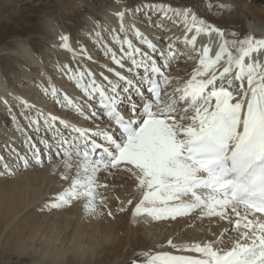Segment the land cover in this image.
I'll use <instances>...</instances> for the list:
<instances>
[{
  "label": "snow or ice",
  "instance_id": "obj_1",
  "mask_svg": "<svg viewBox=\"0 0 264 264\" xmlns=\"http://www.w3.org/2000/svg\"><path fill=\"white\" fill-rule=\"evenodd\" d=\"M114 3L109 14L118 26L107 17L84 18L90 25L86 35L106 63L95 60L85 45L74 47L65 23L45 17L56 35L51 47L71 53L70 62L57 63L56 69L80 95H70L50 78L43 93L95 128L7 92L0 105L23 136L24 151L11 140L4 145L9 159L0 154V177L44 167L43 155L55 153L63 170L51 169L57 190L39 206L41 213L80 203L89 217L115 219L113 207L130 213L133 225L140 218L215 220L216 230L206 239L168 238L137 252L128 264H264V35L231 31L171 0ZM236 6L228 0L208 3L220 16ZM140 14L154 29L164 30L166 22L182 27V43L198 57L178 86L170 87L176 81L168 74L178 55L172 38L166 47L154 42L136 24ZM202 36L208 43L197 49ZM98 116L107 121L103 129ZM117 176L129 186L123 198L107 195L115 191ZM166 247L171 250H160Z\"/></svg>",
  "mask_w": 264,
  "mask_h": 264
},
{
  "label": "bare ground",
  "instance_id": "obj_2",
  "mask_svg": "<svg viewBox=\"0 0 264 264\" xmlns=\"http://www.w3.org/2000/svg\"><path fill=\"white\" fill-rule=\"evenodd\" d=\"M186 1L171 0L173 4L189 5ZM198 1L200 2L194 7V10L208 21L240 34L264 35V21L261 18L264 12V0H228L237 6L234 11L222 16L209 10V0ZM4 2L9 4L12 0H4ZM89 2L95 4L89 5ZM10 4L14 7L12 3ZM88 5L89 8H85ZM116 7L114 0H70V4L65 5L62 9V14H59V10L54 8L53 10L50 9L52 11H46L48 13L38 9L40 14L33 27L34 30L26 33L23 30V35L21 34L23 37L7 33V31L4 32L3 26H0V59L6 63L7 61L12 62L6 67L0 65V96L6 95L7 92L21 95L30 102L36 103L38 107H43L46 111H51L62 118L70 119L78 126L95 128L91 121L77 118L76 114L61 109L43 93V89L50 78L52 83L70 95H80L74 84L68 81L66 77L61 76L56 69L57 63L70 62L71 53L51 47V44L56 42V35L49 31L45 17L51 14L60 22L65 23L74 47L83 44L95 60L99 63H106L107 60L102 56L101 50L86 35L87 27L90 25L86 24L84 18L87 15H92L101 20L107 17V23L113 27L118 26L117 19L109 14L110 10H115ZM75 12L78 13L76 16H74ZM14 15L15 13L10 10H0V17L3 16L2 21L6 22V25L7 22L11 24L10 20ZM12 24L14 25V23ZM136 24L149 35V38L154 36V42L159 41L165 47L169 42L168 38H172L178 55L171 63L169 75L176 82L170 87H176L186 80L191 70L198 64V57L190 46L182 43V27L166 22L164 30L151 28L145 21L143 14L138 15ZM213 46L215 47V44ZM86 63L89 67H96L91 61H86ZM42 72L45 74L44 76H42ZM96 123L101 129L105 128L107 124L105 119L100 116L97 117ZM10 140L14 141L13 146L18 151H24L23 136L15 131L6 109L0 105V153L6 159H9V154L4 145ZM38 146L42 147L39 144ZM49 155L52 156V164H48ZM42 158L45 162L44 167L35 166L27 169V171L17 170L14 176L0 177V184L7 182L14 184L10 191L6 190L7 193L2 191L3 194H0V221L6 223V228L0 234V249L8 248L18 252L20 257L40 255V261L48 262V264H60L66 259L70 260L68 264H75L78 261L79 264H126L125 262L129 261L130 253L134 257L138 249L142 251L153 245L158 246L159 243H166L168 238H172L174 241L195 242L206 239L210 229L216 230L214 219L201 221L194 217H187L178 218L176 221H152L148 219L147 222H144V218H140L141 222L131 225L125 218L118 215H115V219L107 216L102 218L89 217L82 211L80 203H76L63 211L40 212V220L33 223H19V219L32 205L39 209L42 202L56 191L55 187L51 186V188L48 185L46 188L45 185L55 181L50 175L52 168L59 165L60 170H63V159H59L55 153L45 154ZM118 177L113 182L116 185L115 191H110L107 195L110 197L120 195L123 198L128 185L124 179ZM33 183L42 184L47 193H43L41 187L40 190ZM47 189L49 191L51 189V191L48 192ZM116 202L113 200L112 204L114 205ZM69 217H74V219L69 220ZM17 223L19 224L17 225ZM226 223L221 222V226ZM9 229H11L10 233L8 232ZM160 250L170 251L171 249L166 247ZM121 252L124 253V256L127 254L125 259L124 256L121 257L124 261L120 259V255L123 254ZM41 262L38 263L41 264Z\"/></svg>",
  "mask_w": 264,
  "mask_h": 264
},
{
  "label": "rangeland",
  "instance_id": "obj_3",
  "mask_svg": "<svg viewBox=\"0 0 264 264\" xmlns=\"http://www.w3.org/2000/svg\"><path fill=\"white\" fill-rule=\"evenodd\" d=\"M1 1V0H0ZM6 1V0H5ZM17 1H19V0H12V2H9V4H7L6 2H4V0H2V2L0 3V10H3V9H7V10H10V11H12V12H14L15 13V15H14V17L12 18V19H14L13 21H12V19L10 20V22H11V24L10 23H8L7 22V25H6V22H4V21H2V17L3 16H1L0 17V26H3V28H2V30L5 32V31H7V33H11V34H13V35H21L22 33H23V30H24V33H26V32H28V31H31V30H34L33 29V27L35 26V23H36V21L38 20V17H39V11H41V12H46V11H52L53 10V8L54 9H58L59 10V14H62L63 13V8H64V6L65 5H67V4H70V0H20L19 2H18V4L16 5V3H17ZM260 1H262V0H260ZM72 2V1H71ZM200 1H198V0H187L186 1V3L187 4H189V6H193V7H196L197 5H198V3H199ZM5 3V4H4ZM10 3H12V5H14V7H12L11 6V4ZM37 4V5H36ZM41 4H43V5H41ZM90 4H95V3H90L89 2V5ZM16 5V6H15ZM89 5L88 6H85V8H89ZM93 5H91L92 7H93ZM18 6V7H17ZM52 6V7H51ZM8 7V8H7ZM10 7H12V8H10ZM16 7V8H15ZM18 8V9H17ZM42 8V9H41ZM46 8V9H45ZM16 9H17V11H16ZM38 9H39V11H38ZM44 9H45V11H44ZM50 9H52V10H50ZM17 12H18V14H17ZM48 12H46V13H48ZM4 15H5V13H3ZM2 14V15H3ZM78 13L77 12H75L74 13V16H76ZM261 18H262V20L264 21V12H263V14H262V16H261ZM17 19V20H16ZM2 21V22H1ZM246 21V20H245ZM12 23H14V25L12 24ZM4 24V25H3ZM10 24V25H9ZM16 24V25H15ZM5 26V27H4ZM14 26V27H13ZM6 27H7V29H6ZM5 28V29H4ZM12 28V29H11ZM31 28V29H30ZM27 29V30H26ZM11 30V31H10ZM17 30V31H16ZM20 30H21V32H20ZM19 31V32H18ZM16 32V33H15ZM19 33V34H18ZM23 35V34H22ZM21 35V36H22ZM23 37V36H22ZM9 47L10 48H12V46H10L9 45ZM12 62H10V61H7V63L5 62V61H2L1 59H0V65L1 66H3V67H6L7 66V64L8 65H10ZM54 178V182H52V183H49V184H46L45 186H46V188L48 187V185H50L49 187H55L54 189L55 190H57L56 188H57V184H56V177H53ZM117 178V177H116ZM118 178H121L120 176L118 177ZM112 182H114V181H112ZM7 184V185H6ZM9 184V185H8ZM13 183H9V182H7V183H4V184H0V194H3V192L4 193H7V192H5L6 190L7 191H10L11 189H12V187L14 186V184L12 185ZM33 185H35L36 186V188L38 187V189H40V187H41V191L44 193H47V191H46V188L45 189H43V187H42V184L40 185H38V184H36V183H33ZM10 186V187H9ZM64 186L66 187L67 186V184L65 183L64 184ZM127 186V185H126ZM8 187V188H7ZM51 187V188H52ZM129 187V186H128ZM128 187H127V189H128ZM48 190V192H50L51 191V189H50V191H49V189H47ZM3 191V192H2ZM53 192V191H52ZM124 197V196H123ZM116 203H118V202H116ZM115 203V204H116ZM35 207V205H32V207H30L27 211H26V213H25V215H23L20 219H19V223H28V222H30V223H33V222H35V221H39L40 220V212L38 211V209L37 208H34ZM113 211L115 212V215H118V216H121V217H123V218H125L126 219V221L127 222H129L130 223V221H131V216H130V213H119V212H116V209H115V207H114V209H113ZM19 223H17V225L19 224ZM5 224V225H4ZM131 225H133L132 223H130ZM6 226V223H4V222H1L0 221V234L4 231V228H6L5 227ZM15 227V226H14ZM10 230L11 229H9V233H10ZM137 252H140V249H138L137 251H136V253ZM121 253H123V252H121ZM119 254V253H118ZM126 254V253H125ZM38 256H39V258H38ZM36 255L35 257H31V256H27V257H20V255L18 254V252L16 253V252H14V251H11V250H9L8 248L7 249H0V264H39L38 262H41L40 261V255ZM124 253L122 254V255H120V259H121V261H124L123 260V258L125 259V256H127V254L124 256ZM135 256V255H134ZM29 257V258H28ZM121 257H123V258H121ZM38 258V259H37ZM130 258L132 259L133 258V255H131V253H130V255H129V261H130ZM35 259V260H34ZM37 260V261H36ZM68 261V262H67ZM69 261L70 260H68V259H66V261L65 262H63V263H60V264H68L69 263ZM129 261H126L125 263L126 264H128V262ZM32 262V263H31ZM96 262V261H95ZM72 263H75V262H72ZM41 264H48V262L46 263V262H41ZM59 264V263H58ZM75 264H79V261L78 262H76ZM89 264V263H88Z\"/></svg>",
  "mask_w": 264,
  "mask_h": 264
},
{
  "label": "clouds",
  "instance_id": "obj_4",
  "mask_svg": "<svg viewBox=\"0 0 264 264\" xmlns=\"http://www.w3.org/2000/svg\"><path fill=\"white\" fill-rule=\"evenodd\" d=\"M74 219V217H69V220Z\"/></svg>",
  "mask_w": 264,
  "mask_h": 264
}]
</instances>
